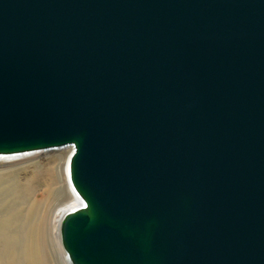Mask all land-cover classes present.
<instances>
[{"label": "water", "instance_id": "1", "mask_svg": "<svg viewBox=\"0 0 264 264\" xmlns=\"http://www.w3.org/2000/svg\"><path fill=\"white\" fill-rule=\"evenodd\" d=\"M64 149L69 264H264V0H0V158Z\"/></svg>", "mask_w": 264, "mask_h": 264}, {"label": "bare ground", "instance_id": "2", "mask_svg": "<svg viewBox=\"0 0 264 264\" xmlns=\"http://www.w3.org/2000/svg\"><path fill=\"white\" fill-rule=\"evenodd\" d=\"M58 152L55 167L47 153L0 158V264H69L60 221L79 205L69 182L71 150ZM39 177L45 181L41 196L61 197L51 213L40 209L38 186L30 184Z\"/></svg>", "mask_w": 264, "mask_h": 264}, {"label": "rangeland", "instance_id": "3", "mask_svg": "<svg viewBox=\"0 0 264 264\" xmlns=\"http://www.w3.org/2000/svg\"><path fill=\"white\" fill-rule=\"evenodd\" d=\"M58 154H59L58 151L47 153V160L52 161V167H55ZM33 183L35 184L34 187L38 186V188H35V189H36V191L39 190V192L37 193V197L42 202V203L41 202L38 203V205L39 204L41 205L40 209L42 211L44 209L46 212L51 213L52 210L57 207V204H58L59 200L61 199V197L58 198L56 195L55 196L53 195V196H50L47 198H46V196H41L42 191H45V188H44L45 181L42 177H39V179H32L30 184H33ZM28 194L29 193H27V197H28Z\"/></svg>", "mask_w": 264, "mask_h": 264}]
</instances>
